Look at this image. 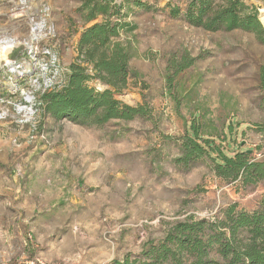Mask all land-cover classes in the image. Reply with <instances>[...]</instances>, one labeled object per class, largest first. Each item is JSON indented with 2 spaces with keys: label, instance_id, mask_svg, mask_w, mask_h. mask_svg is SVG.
Here are the masks:
<instances>
[{
  "label": "rangeland",
  "instance_id": "rangeland-1",
  "mask_svg": "<svg viewBox=\"0 0 264 264\" xmlns=\"http://www.w3.org/2000/svg\"><path fill=\"white\" fill-rule=\"evenodd\" d=\"M92 1L0 0V43L23 48L0 63L1 264L134 260L178 222L214 220L232 205L253 213L264 201V182H228L208 165L175 163L195 116L264 158V44L172 17L188 0H97L111 4L110 16L90 20ZM242 1L260 20L264 0ZM106 21L134 28L114 38L132 54L127 88L115 98L149 115L100 127L52 119L41 96L66 84L82 33ZM185 60L193 65L178 71Z\"/></svg>",
  "mask_w": 264,
  "mask_h": 264
},
{
  "label": "trees",
  "instance_id": "trees-1",
  "mask_svg": "<svg viewBox=\"0 0 264 264\" xmlns=\"http://www.w3.org/2000/svg\"><path fill=\"white\" fill-rule=\"evenodd\" d=\"M137 5L149 8L140 1ZM110 6L97 0L89 2V19L100 14L110 16ZM170 14L210 32L253 33L264 44V28L258 12L242 0H188L184 11L176 6ZM133 29L128 23L106 21L84 31L79 56L70 66L66 84L41 96L44 113L57 121L96 127L113 120L128 122L148 116L149 111L143 105L132 107L115 98L116 93L127 88L132 54L128 46L115 42L114 38L122 30ZM193 62L185 60L178 71L191 67ZM93 80L108 88L90 87ZM260 88L264 100V79ZM195 119L197 122L192 121L180 138V156L175 161L178 167L187 171L201 163L228 182L239 180L249 186L264 182V158L253 159L252 149L244 150L232 140L222 138L225 132L204 129L199 117ZM114 264H264V201L253 213L238 211L232 205L214 220L189 218L178 222L159 245L151 244L134 260L126 258Z\"/></svg>",
  "mask_w": 264,
  "mask_h": 264
},
{
  "label": "bare ground",
  "instance_id": "bare-ground-1",
  "mask_svg": "<svg viewBox=\"0 0 264 264\" xmlns=\"http://www.w3.org/2000/svg\"><path fill=\"white\" fill-rule=\"evenodd\" d=\"M260 20H261L262 24L264 25V9L261 11ZM20 44H21V42H18V43L17 42L9 43V42L2 41L0 43V63L5 60L6 53L8 52V50L12 46H18Z\"/></svg>",
  "mask_w": 264,
  "mask_h": 264
},
{
  "label": "water",
  "instance_id": "water-1",
  "mask_svg": "<svg viewBox=\"0 0 264 264\" xmlns=\"http://www.w3.org/2000/svg\"><path fill=\"white\" fill-rule=\"evenodd\" d=\"M22 51H23V48L21 46H12L6 53V57L4 61L11 62L17 59L19 55L22 53Z\"/></svg>",
  "mask_w": 264,
  "mask_h": 264
},
{
  "label": "built area",
  "instance_id": "built-area-1",
  "mask_svg": "<svg viewBox=\"0 0 264 264\" xmlns=\"http://www.w3.org/2000/svg\"><path fill=\"white\" fill-rule=\"evenodd\" d=\"M0 264H1V261H0Z\"/></svg>",
  "mask_w": 264,
  "mask_h": 264
}]
</instances>
